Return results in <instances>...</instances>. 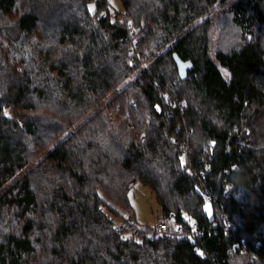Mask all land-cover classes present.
I'll list each match as a JSON object with an SVG mask.
<instances>
[{"label": "trees", "instance_id": "16d2710c", "mask_svg": "<svg viewBox=\"0 0 264 264\" xmlns=\"http://www.w3.org/2000/svg\"><path fill=\"white\" fill-rule=\"evenodd\" d=\"M121 1L0 0V264H264V0Z\"/></svg>", "mask_w": 264, "mask_h": 264}, {"label": "rangeland", "instance_id": "374dc122", "mask_svg": "<svg viewBox=\"0 0 264 264\" xmlns=\"http://www.w3.org/2000/svg\"><path fill=\"white\" fill-rule=\"evenodd\" d=\"M233 1H236V0H230V2H233ZM108 3L110 5V7L112 8L111 12H112L113 16L115 15L117 18H119L123 21L128 20V15L124 11V7H123L121 0H108ZM224 19L228 20L227 18H224ZM224 30H225V34H229L233 38L236 37V35H237L236 32L232 29L229 22H228V25L225 27ZM227 38L228 37H224V39L221 41V45L230 48L233 46V43L229 42V39H227ZM219 39H220V37H219ZM235 40H237V38ZM147 65L149 66V62H147ZM112 119L113 120L115 119V121H116L117 115L116 114L114 115V113H113ZM55 143L56 142H54V145H56ZM54 145L52 144V146H50L51 147L50 149H52L54 147ZM44 154L46 155V152L43 153V155ZM27 168H25V170ZM130 199H131V202L133 205V209L135 211L136 224H134V227L131 231H128V230H126V228H124V230H126V232H124L123 235L126 234L125 236H129V237L135 236L136 237L141 233V232L137 231L138 227H147L148 228L149 225L151 226V225L156 224V220H157V218L155 219L156 212L161 211V209H160V206L156 200L154 190H152V188H150L149 186L143 185L141 183H137L131 189ZM206 210H207L208 214L212 215L211 204H209V203L206 204ZM126 216H127L128 221L130 223L134 222V221L129 220V218L131 217V216H129V214H126ZM132 220H133V218H132ZM116 221L120 224V219L116 218Z\"/></svg>", "mask_w": 264, "mask_h": 264}, {"label": "built area", "instance_id": "2783aa9c", "mask_svg": "<svg viewBox=\"0 0 264 264\" xmlns=\"http://www.w3.org/2000/svg\"><path fill=\"white\" fill-rule=\"evenodd\" d=\"M127 23H128V29H129L130 36L132 39H134L135 31L132 28L131 24L129 22H127ZM138 58L141 60L140 55L138 56ZM146 65L147 64L143 63V65H142L143 68L147 69L148 65L147 66ZM171 100H173L175 102L176 99L174 97H171ZM180 107L182 108L181 105H180ZM173 140L178 141L175 139H173ZM182 145H183V148L185 150V153L183 155V162H184L185 166H188V153L191 151L189 139L184 138L182 140ZM203 198L207 202H210V201L215 199L213 192L207 186L203 190ZM223 217L225 218V220H227L226 214H223ZM156 218H157V222L155 225H152L148 228L147 227H138L137 231L143 233L144 235L169 234L170 236H174L177 232H182V228L180 226L176 227L174 225V221H175V215L174 214H170L167 216L162 211H157L156 212ZM129 220L132 221V218L130 217Z\"/></svg>", "mask_w": 264, "mask_h": 264}, {"label": "water", "instance_id": "95a60500", "mask_svg": "<svg viewBox=\"0 0 264 264\" xmlns=\"http://www.w3.org/2000/svg\"><path fill=\"white\" fill-rule=\"evenodd\" d=\"M176 64L179 69V74L182 80H188L190 78V72L194 68V64L191 60H183L177 53L174 54Z\"/></svg>", "mask_w": 264, "mask_h": 264}, {"label": "bare ground", "instance_id": "6f19581e", "mask_svg": "<svg viewBox=\"0 0 264 264\" xmlns=\"http://www.w3.org/2000/svg\"><path fill=\"white\" fill-rule=\"evenodd\" d=\"M182 106V105H181ZM162 211V210H161ZM169 215V214H168ZM155 219H156V217H155ZM134 220V219H133ZM135 222V221H134ZM156 222H157V220H156ZM150 226V225H149ZM148 226V227H149ZM152 226V225H151ZM126 231V230H125ZM136 232V231H135ZM129 234V233H128ZM245 244V243H244ZM240 246V245H239ZM242 248V247H241ZM245 248V247H244ZM244 248H242V249H244Z\"/></svg>", "mask_w": 264, "mask_h": 264}, {"label": "snow or ice", "instance_id": "6c2138e0", "mask_svg": "<svg viewBox=\"0 0 264 264\" xmlns=\"http://www.w3.org/2000/svg\"><path fill=\"white\" fill-rule=\"evenodd\" d=\"M125 239H127V237H125Z\"/></svg>", "mask_w": 264, "mask_h": 264}]
</instances>
